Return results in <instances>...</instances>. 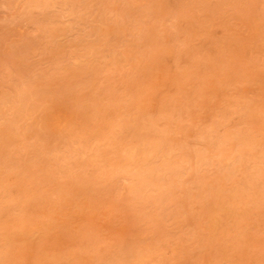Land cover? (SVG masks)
<instances>
[{
  "label": "rangeland",
  "instance_id": "obj_1",
  "mask_svg": "<svg viewBox=\"0 0 264 264\" xmlns=\"http://www.w3.org/2000/svg\"><path fill=\"white\" fill-rule=\"evenodd\" d=\"M0 264H264V0H0Z\"/></svg>",
  "mask_w": 264,
  "mask_h": 264
}]
</instances>
